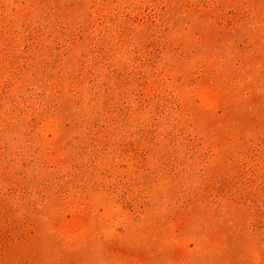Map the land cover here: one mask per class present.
<instances>
[{
  "label": "rangeland",
  "instance_id": "rangeland-1",
  "mask_svg": "<svg viewBox=\"0 0 264 264\" xmlns=\"http://www.w3.org/2000/svg\"><path fill=\"white\" fill-rule=\"evenodd\" d=\"M0 264H264V0H0Z\"/></svg>",
  "mask_w": 264,
  "mask_h": 264
}]
</instances>
